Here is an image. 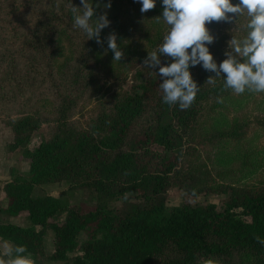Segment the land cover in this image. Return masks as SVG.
<instances>
[{"label": "trees", "instance_id": "trees-1", "mask_svg": "<svg viewBox=\"0 0 264 264\" xmlns=\"http://www.w3.org/2000/svg\"><path fill=\"white\" fill-rule=\"evenodd\" d=\"M71 4L82 7L81 0H0V122L11 131L6 150L20 149L29 171L2 183L3 212L25 213L30 221L0 224V237L26 246L36 260L50 230L49 258L64 264H264V245L254 239H264V143L257 141L264 136V99L260 115L250 118L241 111L252 92L222 90L223 73L206 83L216 73L200 64L189 69L200 87L194 103L170 107L162 102L163 78L142 65L170 28L162 0L145 13L138 0H111L102 45L73 27ZM104 11L97 8L95 16ZM217 23H206L210 33ZM113 32L124 53L119 62L107 45ZM61 43L70 58L58 66ZM160 59V66L172 62ZM101 73L118 88L100 84ZM130 74L132 84L123 89ZM92 98L96 109L78 126L73 116ZM205 148L209 169L204 160L189 161ZM61 182L89 189L95 203L33 197L36 187ZM172 186L222 199L167 208ZM130 193L133 199L108 206Z\"/></svg>", "mask_w": 264, "mask_h": 264}, {"label": "clouds", "instance_id": "clouds-1", "mask_svg": "<svg viewBox=\"0 0 264 264\" xmlns=\"http://www.w3.org/2000/svg\"><path fill=\"white\" fill-rule=\"evenodd\" d=\"M138 2L142 5L141 13H145L155 7L156 0ZM81 4L82 7L70 6L73 27L86 34L88 40L95 39L97 44L102 45L101 30L111 23L107 16L111 0L104 4L97 3L95 8L91 0H81ZM162 5V19L170 28L158 49L148 52L144 65L148 68L159 66V73L156 74L163 78V83L159 84L163 103L170 107L178 104L180 110H186L194 103L200 87L189 69L200 64L205 70L216 73V77L210 76L206 83H214L221 73L226 74V78H223L224 91L231 90L236 94L246 90L264 92V0H239L235 5L231 0H162ZM101 7L105 11L95 16L96 9ZM245 12L249 17L247 35L243 39L233 37L229 41L231 51L224 53L227 58L218 66L207 47L215 37L210 34L206 23L231 22ZM229 13L235 16H229ZM156 19L160 20L161 17ZM106 40L108 49L114 54L113 60L121 61L124 53L117 44V35L110 33ZM161 56L171 58L172 62L160 66ZM218 102L222 103V98ZM254 239L264 245V239L260 236L256 235ZM4 249L7 259L0 258V264H34L26 246H14L4 241Z\"/></svg>", "mask_w": 264, "mask_h": 264}, {"label": "rangeland", "instance_id": "rangeland-1", "mask_svg": "<svg viewBox=\"0 0 264 264\" xmlns=\"http://www.w3.org/2000/svg\"><path fill=\"white\" fill-rule=\"evenodd\" d=\"M238 4V3H237ZM235 5V4H234ZM229 16H235V14H228ZM249 21V17L247 13L245 12L243 15L239 17H235V19L231 22L227 21H219L215 27L214 30L210 33L215 37L213 43L209 44L211 46V52L215 55L214 60L219 66V64L225 60L227 57L224 55L226 51H231L229 41L235 37L236 39L240 40L243 39L247 35V23ZM61 51H62V57L58 61L57 65L61 66L63 65L69 58H70V50L67 47L65 43H61ZM238 59L240 57H237ZM144 65V63L142 64ZM145 68H148L144 65ZM152 69L153 74L156 77H159L156 73H159V66L156 68H148ZM100 84H106V87H110L112 90H116L118 88L117 84L111 81V79L106 78L104 74H100ZM132 84V76L131 74L128 76L126 82L122 85L123 89L130 88ZM252 98L250 97L247 101L244 109L241 111L242 113H246L250 116V118H253L256 115L259 114V103L261 102V99H264V92L262 93H256L252 92L251 94ZM96 109V102L95 99H90L87 102L81 104L77 108V112L73 116V120L75 123H77L78 126H83L86 119L94 113ZM255 129V124L252 125L251 129L249 130V136L253 137ZM10 129L7 128L3 123L0 122V133L5 132ZM48 131V126L43 124L38 131V137H45L46 133ZM259 144L264 143V136H260L257 140ZM35 141H33V144ZM208 152V149L205 148V151L200 150L199 155H193L189 158V161L191 164L197 165L200 161L204 160V162L207 164V168L209 169L210 166L208 165L209 162L206 159V154ZM20 161L26 163L22 158H20ZM27 164V163H26ZM29 173V171H28ZM28 173L25 177L28 176ZM71 195L66 194L65 198L66 201L69 204H77L82 206H90L93 202L91 197H94V195H91L89 189L87 188H80L77 190H72ZM133 194H127L126 196L119 198L118 200H111L108 202L109 207H113L114 205H120L123 201H129V198L133 199ZM76 196V197H75ZM222 199V196L217 194H199L197 196L191 197L186 195L182 190L177 188L176 186H172L168 192H167V201H166V207L170 208L173 206H178L182 203H189L191 205H205L207 203H214L218 204L220 200ZM94 200H96V196L94 197ZM95 203V202H93ZM104 203V202H103ZM86 239V234L83 233L79 237V243H81L83 240Z\"/></svg>", "mask_w": 264, "mask_h": 264}, {"label": "crops", "instance_id": "crops-1", "mask_svg": "<svg viewBox=\"0 0 264 264\" xmlns=\"http://www.w3.org/2000/svg\"><path fill=\"white\" fill-rule=\"evenodd\" d=\"M11 139V131L7 130L0 133V224H13L22 227H26L30 224L29 219L25 213H20L16 216L7 215L3 212L7 208V199L3 197L1 187L2 183L10 180L13 176L25 177L28 173V165L20 161V149L8 152L6 146ZM32 139L28 145V148L32 149L35 145ZM72 190L69 189V184L67 182L55 183V184H45L40 187H36L33 190V197H41L45 195L53 196L62 201H66L65 195H71ZM93 195V193H91ZM76 197V196H75ZM92 198V197H91ZM67 202V201H66ZM64 214H62L58 220H63ZM4 239L0 237V258L7 259L4 255ZM12 244L11 242H9ZM14 245V244H12ZM53 252V233L47 230L43 239V254L33 260L35 264H64L61 261L51 260L49 257Z\"/></svg>", "mask_w": 264, "mask_h": 264}]
</instances>
